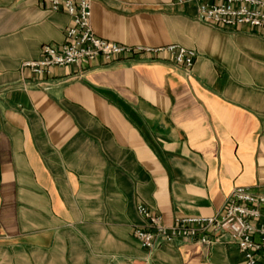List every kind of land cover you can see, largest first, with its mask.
<instances>
[{"label": "crops", "instance_id": "obj_1", "mask_svg": "<svg viewBox=\"0 0 264 264\" xmlns=\"http://www.w3.org/2000/svg\"><path fill=\"white\" fill-rule=\"evenodd\" d=\"M174 0H91L96 37L193 50L100 59L34 76L70 24L38 0H0V264H244L224 236L152 251L143 206L170 227L212 217L235 188L264 193V39L196 21Z\"/></svg>", "mask_w": 264, "mask_h": 264}, {"label": "built area", "instance_id": "obj_2", "mask_svg": "<svg viewBox=\"0 0 264 264\" xmlns=\"http://www.w3.org/2000/svg\"><path fill=\"white\" fill-rule=\"evenodd\" d=\"M50 12L63 11L70 24L59 47L43 45L40 59L23 63L34 76L48 74L51 68L80 66L100 59L111 64L133 60L144 54L166 53L177 67L190 70L193 50L178 46L161 49L126 47L95 36L91 29V0H38ZM179 7L193 6L196 21L216 29L248 30L264 39V0H174ZM142 227L133 229L140 246L152 251L175 240L208 246L226 236L242 255L244 264H264V193L235 188L220 211L212 217L179 218L170 227L143 206L137 207Z\"/></svg>", "mask_w": 264, "mask_h": 264}]
</instances>
